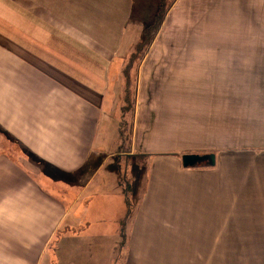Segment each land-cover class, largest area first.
<instances>
[{
  "label": "crops",
  "instance_id": "1",
  "mask_svg": "<svg viewBox=\"0 0 264 264\" xmlns=\"http://www.w3.org/2000/svg\"><path fill=\"white\" fill-rule=\"evenodd\" d=\"M172 2L203 20V84L189 104L191 114L203 106L200 126L174 90L148 88L146 100L142 85L126 126L133 0H0V264H85L95 253L96 264L114 262L127 217L132 242L160 240L147 235L156 217L168 236L219 225L243 264H264V0ZM162 29L128 63L143 66ZM150 106L158 112L141 117ZM198 144L215 164L184 170L179 151ZM153 153L168 154L153 155L132 215L134 164Z\"/></svg>",
  "mask_w": 264,
  "mask_h": 264
},
{
  "label": "rangeland",
  "instance_id": "2",
  "mask_svg": "<svg viewBox=\"0 0 264 264\" xmlns=\"http://www.w3.org/2000/svg\"><path fill=\"white\" fill-rule=\"evenodd\" d=\"M167 1L165 6H167L168 10L159 28L160 31L164 24L157 38L158 44L149 52V57L143 66H140L139 60L135 58L132 62L128 63L129 57L130 54L135 51L137 44L142 40L145 29L154 23L156 24L160 4L159 0H133V14L127 26L126 36H124L125 39L121 49V55L123 58H126V63L121 67L122 74L127 70V74L130 76L131 91L128 92V96L131 99L134 98L136 90H138V85L139 90L142 85L141 91H145L143 96H145L146 100L148 95L147 91L149 90L150 95L151 93L155 94L162 90H174V96L179 97L181 110L185 108V111H187L184 112L185 115L183 116L187 119L196 116L199 121L198 126H200L203 125V113L196 114L199 111L203 112V106H195L191 114L189 109L192 110L193 108L189 107V104H191L193 100L194 88L196 87L198 89V85L203 84L198 82L199 79H203L204 74V49H196L197 45L203 47V20L193 17L194 14L189 13L187 9L188 6L185 2H181L180 6L173 11L172 8H174L173 4L175 1ZM185 5L186 7L183 8ZM171 10L172 13L169 14ZM142 50H144V48ZM138 76H142V79H139ZM152 110L158 112L159 107L150 106V109L144 108L141 112L143 115L140 113V116H149ZM156 112L155 114H157ZM130 113L129 111L127 113V118H125L127 119L126 126L130 125L132 122ZM157 116L159 119L156 118V125L161 121L160 115L158 114ZM186 123L187 121L182 120V125ZM116 128L119 131V125H116ZM197 138L199 140L200 130H198ZM150 144L154 147L157 146L154 145L157 144L156 132H154L153 140ZM202 149L203 146L199 144L196 145V147L188 146L185 149H181L179 151L180 160H182L185 154L194 152L205 153ZM164 154L168 153H153L148 155L149 157L147 160L149 165L147 167L143 166L139 168L134 164L132 171V175L134 176L133 179H131L134 185L129 191V195L134 203V208L132 207L130 214H136L140 201L145 195L149 183L153 155L160 156ZM203 163L209 167L207 163ZM204 164L200 163L194 167L203 168ZM182 168L187 170L193 167L183 166ZM121 177L124 179L125 183L126 180L128 181V175L126 177L125 174ZM119 191L123 193L122 189ZM183 195L187 198L188 203H191L193 199L192 192L190 190H185ZM156 221H154V226L147 235L155 236L162 234L160 240L154 242L141 240L132 242L134 218L127 217V219L124 220V222H126L124 227L126 232L124 238L126 241L118 237L116 247H113L111 251L114 262L109 261L108 264H126V258L129 256L131 250L133 255L128 259V263L130 262L129 264H243L244 259L238 258L237 255V237L229 235L226 237L227 240L224 237L222 239L219 225H181L180 228L175 227L176 230H179V236H168L163 232L164 227L159 225L157 217ZM106 251L108 252L109 250ZM96 255L95 253V256ZM95 256L92 258H84L85 264H96L100 262L99 257L95 258ZM245 263H247L246 259Z\"/></svg>",
  "mask_w": 264,
  "mask_h": 264
},
{
  "label": "trees",
  "instance_id": "3",
  "mask_svg": "<svg viewBox=\"0 0 264 264\" xmlns=\"http://www.w3.org/2000/svg\"><path fill=\"white\" fill-rule=\"evenodd\" d=\"M167 2H168L167 0H159V4H160L159 5V14H157L156 24L154 23L153 25H151L145 29L143 39L141 40L142 46L145 44L151 43L155 39V37L159 31V28L162 25L163 20L166 16L167 10H168L167 6H165V4ZM142 46H140L141 49H142ZM141 49H140V51H141ZM133 102L134 101L127 95L126 96V104H125L127 111L133 110V108H134Z\"/></svg>",
  "mask_w": 264,
  "mask_h": 264
},
{
  "label": "water",
  "instance_id": "4",
  "mask_svg": "<svg viewBox=\"0 0 264 264\" xmlns=\"http://www.w3.org/2000/svg\"><path fill=\"white\" fill-rule=\"evenodd\" d=\"M182 161L185 167H193L206 161H208L211 165H214L216 162L214 154H197V153L185 154L182 158Z\"/></svg>",
  "mask_w": 264,
  "mask_h": 264
}]
</instances>
